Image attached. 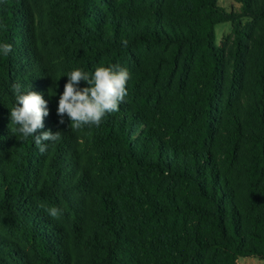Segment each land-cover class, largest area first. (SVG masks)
<instances>
[{
  "label": "trees",
  "instance_id": "1",
  "mask_svg": "<svg viewBox=\"0 0 264 264\" xmlns=\"http://www.w3.org/2000/svg\"><path fill=\"white\" fill-rule=\"evenodd\" d=\"M219 1L0 0V264L264 262V0ZM110 65L119 110L60 124L66 75ZM15 83L60 131L44 153L12 131Z\"/></svg>",
  "mask_w": 264,
  "mask_h": 264
},
{
  "label": "clouds",
  "instance_id": "2",
  "mask_svg": "<svg viewBox=\"0 0 264 264\" xmlns=\"http://www.w3.org/2000/svg\"><path fill=\"white\" fill-rule=\"evenodd\" d=\"M121 43L126 47L128 41L122 40ZM11 52L10 43H0V54L7 57ZM66 76L68 79L63 93L59 96L57 115L61 117L60 124L64 123L63 117L67 115L71 121L68 127L73 129L84 126L99 127L106 115L119 110V105L128 95L126 85L130 73L119 65L99 66L91 75L77 68ZM81 81L86 82L87 86L78 87ZM12 91L16 106L10 109V124L17 126L12 131L19 133L22 139L33 137L39 152L44 153L47 150L45 142L60 139V131H45L36 135L44 126V117L49 114L47 101L42 94L35 91L22 93L19 83L12 85ZM45 211L52 218H57L61 213L56 207L47 208Z\"/></svg>",
  "mask_w": 264,
  "mask_h": 264
},
{
  "label": "rangeland",
  "instance_id": "3",
  "mask_svg": "<svg viewBox=\"0 0 264 264\" xmlns=\"http://www.w3.org/2000/svg\"><path fill=\"white\" fill-rule=\"evenodd\" d=\"M220 6L227 12V13H234L240 14L242 4L238 2V0H220ZM251 21L247 18H242L240 20L239 28L241 30H245ZM216 33V44L219 47H222L226 42L231 43L233 38V24L232 23H225L220 24L215 29ZM237 264H264L263 261L249 258V259H240Z\"/></svg>",
  "mask_w": 264,
  "mask_h": 264
}]
</instances>
